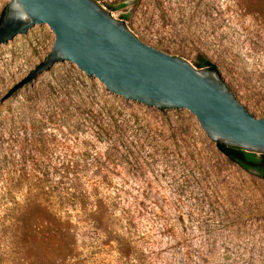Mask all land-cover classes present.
<instances>
[{
  "label": "rangeland",
  "instance_id": "374dc122",
  "mask_svg": "<svg viewBox=\"0 0 264 264\" xmlns=\"http://www.w3.org/2000/svg\"><path fill=\"white\" fill-rule=\"evenodd\" d=\"M97 1L144 42L216 64L264 117V0ZM54 40L43 23L0 46V215L42 201L57 223L50 244L30 248L0 220V264H264V178L222 153L191 111L129 104L70 61L1 101ZM83 190L109 203L102 228L73 198Z\"/></svg>",
  "mask_w": 264,
  "mask_h": 264
},
{
  "label": "water",
  "instance_id": "95a60500",
  "mask_svg": "<svg viewBox=\"0 0 264 264\" xmlns=\"http://www.w3.org/2000/svg\"><path fill=\"white\" fill-rule=\"evenodd\" d=\"M43 23L55 40L27 77L70 61L129 104L191 111L215 143L264 154V117L239 101L220 71L144 42L97 0H10L0 23V46Z\"/></svg>",
  "mask_w": 264,
  "mask_h": 264
},
{
  "label": "trees",
  "instance_id": "16d2710c",
  "mask_svg": "<svg viewBox=\"0 0 264 264\" xmlns=\"http://www.w3.org/2000/svg\"><path fill=\"white\" fill-rule=\"evenodd\" d=\"M4 11L0 17V23L2 21ZM126 15H124L125 17ZM199 67H208L211 69L219 70L216 64L212 63L210 60H203L199 62ZM35 77H24L20 81L16 82L1 98L4 102L14 95H16L22 88L31 83ZM83 85H85L83 83ZM93 88L97 90L95 84L92 85ZM103 95V94H102ZM90 97V93L87 92L86 95L83 94V98ZM107 100V99H106ZM219 150L224 153L231 161L237 163L242 168L256 169L259 171L260 175L264 178V154L257 156L254 152H248L238 147H233L226 144L217 143ZM78 195H73L77 203L83 205V212L87 215L89 221H92L96 228H102L101 224L106 221L105 218L111 215V207L109 203L103 198L92 199L88 191H79ZM43 203L35 202L32 210L24 215L13 214L15 211L11 210L10 213L5 216H1L0 220L5 221L8 218L9 225H3L2 229L10 228L15 233H22L21 239L16 241L19 245H26L28 247H33L38 243H46L47 245L53 240V227L57 225L55 222V217H52L50 213L42 207ZM11 218V219H10ZM5 224V223H4ZM108 227L106 226V229ZM122 257L130 258L132 255L131 248L127 245L118 250ZM140 259L139 257H137ZM139 264H141L139 262Z\"/></svg>",
  "mask_w": 264,
  "mask_h": 264
}]
</instances>
